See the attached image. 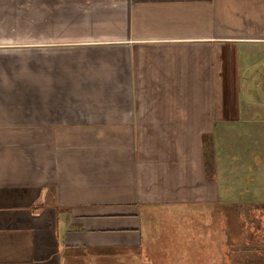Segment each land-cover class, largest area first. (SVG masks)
Masks as SVG:
<instances>
[{
  "label": "crops",
  "instance_id": "0c3cea01",
  "mask_svg": "<svg viewBox=\"0 0 264 264\" xmlns=\"http://www.w3.org/2000/svg\"><path fill=\"white\" fill-rule=\"evenodd\" d=\"M263 197L264 0H0V264H156L144 218Z\"/></svg>",
  "mask_w": 264,
  "mask_h": 264
},
{
  "label": "rangeland",
  "instance_id": "374dc122",
  "mask_svg": "<svg viewBox=\"0 0 264 264\" xmlns=\"http://www.w3.org/2000/svg\"><path fill=\"white\" fill-rule=\"evenodd\" d=\"M221 143L218 140L217 149L222 162L228 148ZM225 196L223 202L232 201V197ZM213 206L181 213L158 212L153 214L152 220V216L144 218V235L148 232L149 236L145 251L154 255L156 264H245L247 260L241 259L239 254L244 257L264 253V241L260 240L264 238L262 208L252 212L250 204H243L235 213L232 203ZM254 238L257 241L250 242ZM200 255H207L204 262L197 261ZM233 256H237V260ZM187 258L193 259L186 262ZM256 264H264L263 257Z\"/></svg>",
  "mask_w": 264,
  "mask_h": 264
}]
</instances>
